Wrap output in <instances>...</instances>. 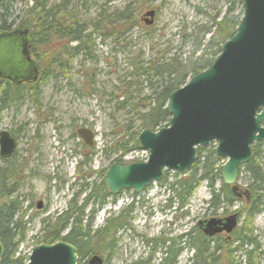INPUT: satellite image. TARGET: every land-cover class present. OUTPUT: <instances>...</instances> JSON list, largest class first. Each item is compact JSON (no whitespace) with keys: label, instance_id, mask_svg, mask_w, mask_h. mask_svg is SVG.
Returning <instances> with one entry per match:
<instances>
[{"label":"rangeland","instance_id":"rangeland-1","mask_svg":"<svg viewBox=\"0 0 264 264\" xmlns=\"http://www.w3.org/2000/svg\"><path fill=\"white\" fill-rule=\"evenodd\" d=\"M25 1L18 0L14 5L19 19L25 17ZM64 2L66 0H50V5H61ZM234 2V0H67V8L73 10L81 23L88 24L89 32L91 30L88 48L84 53L68 60V69L63 72L55 71L54 75L39 79L36 85L30 87L31 89L28 87L23 92L20 103L12 104L0 114V129L11 130L16 138L18 137L14 162L17 163L16 159L23 150H37L38 158L42 162L39 177L34 180V189L27 188L23 192L43 197L48 187L47 176L51 177L50 185L54 186L56 182L52 179L53 175L61 176V172L64 171L70 181L74 180L75 167L84 152L83 143L76 135L79 127L90 128L95 135L88 154L90 164L85 165V168L81 167L82 170L90 169L95 172L101 168L107 171L113 163L145 160L147 151L138 145L137 138L143 128L150 127H141L140 114L147 113L153 105L148 97L152 96V90L157 88L159 80L158 76L155 77L151 72L145 75L135 74V69H143L148 62L156 64L162 59L167 62L171 56H178L183 64L199 61L203 54L209 56L217 49V46L207 45L209 32L204 34V41L198 49L195 39L205 27L212 25L214 18L217 21L223 16L231 18L237 15L241 18L243 12L241 11V14L240 4ZM153 9L154 20L146 25L142 21V14ZM125 11L130 17L129 21L122 22L121 25L114 21L111 25L108 24L113 16L121 15L122 12L124 14ZM100 14L103 17L112 16L105 20L101 16L98 17ZM60 45V42L50 41L48 45L40 48L39 55H33L38 67L48 69L49 56L55 50L59 51ZM75 45L74 42L69 44ZM191 76V74L186 76V82ZM3 87L4 83H0V90ZM169 118L170 115L167 121H161L158 127L150 129L156 131L160 127L168 126ZM21 124L23 125L19 127ZM128 124H132V127L126 130ZM261 127L264 128V122L261 123ZM119 140L123 141V144L129 140L126 146H133L132 149L125 154L120 150L114 152L110 146L119 143ZM262 141L251 144L252 152L249 159L254 158L255 164L258 163L260 171L264 172L263 145H257ZM216 145L217 142L213 140L203 147H197L195 161L200 159L199 152L201 154L206 150L214 152ZM215 156L219 158L217 163L221 170L227 158L219 157L216 153ZM245 165L239 166L234 183L240 192L241 190L248 192L250 189L248 183L251 173L246 171ZM3 166L4 163L0 161V167ZM183 172L164 170L161 180L151 181L140 194H134L132 189H129L111 195L105 190L103 203L98 205L87 203L82 210L81 224L85 226V221L88 222L92 217L89 221L91 231L103 227L109 217L113 218L120 214L127 225L115 232L113 247L100 254H90L85 259L79 257L76 264L88 262L92 255L101 256L103 264H162L158 260L161 255L160 240L171 239L172 246L174 245L172 248L175 250L176 238L192 227L197 228V222L232 213L238 216L235 231L229 236L223 233L214 237L221 247L219 254L220 259L224 261L223 264L225 262L264 264V206L252 220L248 216L249 203L244 197L242 199L233 197L232 202L212 207L209 203L212 198L210 187L204 181L190 194L184 206L179 207L180 200L171 185L188 173ZM102 176L99 179L92 175L91 180L96 183L103 182ZM221 184L224 185L220 176L215 179L214 190L221 189ZM227 187L230 189L229 185ZM64 192L65 190L61 192L56 187L50 189L49 209L38 213L24 224L25 238L18 244L16 254L27 258L28 261L32 247L43 243L47 230H44L42 219L53 214L49 219V222H53L58 213L65 208ZM86 193L78 195L79 204ZM21 195L22 190L17 189L12 198L20 206L18 215L24 212L26 206ZM44 197L46 198V195ZM234 234L252 237L254 243L242 245L243 249L233 250L239 245L233 241ZM220 241L223 243L220 244ZM244 251L251 253L248 255ZM192 254L193 251L186 245V248L173 258V262L186 264Z\"/></svg>","mask_w":264,"mask_h":264},{"label":"water","instance_id":"water-1","mask_svg":"<svg viewBox=\"0 0 264 264\" xmlns=\"http://www.w3.org/2000/svg\"><path fill=\"white\" fill-rule=\"evenodd\" d=\"M242 8L236 31L221 44L210 66L168 94L169 125L156 131L144 128L138 134L137 143L147 151V160L117 162L107 168L102 178L107 192L117 195L132 189L140 194L151 181H160L164 170L181 173L189 169L197 147L215 140L214 152L227 158L220 170L223 184L231 186L235 196H249L247 191L239 193L234 183L239 166L251 156V144L264 139V0H243ZM154 13L153 9L143 14L146 25L152 23ZM29 45L26 26L0 31V77L12 85L38 78ZM78 134L92 144L91 129L81 128ZM15 146L13 137L0 131V155L10 157ZM198 226L206 237L222 231L228 234L236 228V217L209 218ZM2 254L0 242V259ZM77 260L74 245L57 241L33 246L26 264H76ZM102 263L98 255L88 260V264Z\"/></svg>","mask_w":264,"mask_h":264},{"label":"trees","instance_id":"trees-1","mask_svg":"<svg viewBox=\"0 0 264 264\" xmlns=\"http://www.w3.org/2000/svg\"><path fill=\"white\" fill-rule=\"evenodd\" d=\"M234 1L235 4H240L241 12L243 1ZM66 2L61 5H50V0H26L24 10L25 17L19 19V15L14 8V5L18 3V0H0V31L13 30L17 25L26 26L29 32L31 54H35V56L39 55V49L44 45H48L50 41L61 43L58 48L59 51L55 50L53 54L49 56L50 61L47 67L48 69L39 66L40 77L34 82V84L33 82H29L20 85H12L9 81H4V87L0 90V113L12 104L20 103L23 99V92L26 91L28 87L30 88L33 85H36L39 79L45 78V76L49 77V75H54L53 72L55 71L61 70L63 72L68 69V60L73 56L84 53L85 49L88 48L87 43L89 42L91 30L89 32L88 24L85 25V23H81V20L77 19L73 10L67 8ZM100 16L105 20H108L112 15L105 17L101 14L98 15L99 18ZM113 17L114 18L111 19L108 24L111 25L114 21V23L118 22V25H121L122 22L124 23L130 20L126 11L124 14L122 12L121 15ZM239 20L240 18L237 15L232 16L231 18L223 16L219 21L214 18L213 22H211L212 25L205 27L201 31V34L195 39L197 49L204 41V34L208 32L210 36L207 45L209 47L217 46V49L216 51L211 52L209 56L205 54L201 55L199 61L188 62V64L185 62V64H183L178 56H171L167 62L163 59L156 64L154 62H148L143 69H135V74L145 75L147 72H151L155 77L158 76L159 80L157 88H153L152 90V96L148 97L152 100L153 105L147 110V113L140 114L141 127L149 126L150 128H155L159 126V122H165L168 120L169 114L166 112L165 108L168 94L174 89L179 88L180 85H183L186 82L185 78L187 75L196 74L210 65L216 55L220 53L221 44L229 39L235 32ZM99 21H101V19H99ZM103 22L106 23L105 21ZM97 31L98 29L96 32ZM72 42L76 43V45L69 46ZM131 127L132 124H128L126 130ZM135 141L136 140H134V142ZM118 142L119 143L110 146L114 152L120 150L122 154H125L133 147L126 146V142L124 144L122 143L123 141L119 140ZM258 144L263 145L262 151L264 152V140L258 142L257 145ZM134 145H136V142ZM204 151L205 149L203 152ZM198 158L202 159V161L200 162V159H197L190 167L191 171L188 172L190 169L184 171V174L188 173L185 174L183 178L175 180L171 185V187L173 186V191L175 192L176 197L180 200L178 203L179 207L184 206L190 194H192L198 185L204 181H206L210 187L212 198L209 203L212 207H220L221 204L232 202L235 195H233L227 185L224 186L221 184V189L214 190L215 179L220 178V168L217 163L219 158H217L215 153L211 150H206L203 154L199 152ZM3 168L4 167H0V242L3 249L0 264H25L27 258L16 253L18 244L25 238L24 224L28 221L24 220L23 214L18 215L20 206L7 199L13 190V186H8L6 180L9 179V173ZM77 168H80V164H78ZM245 169L251 173L250 183H248L250 184L248 216L249 219L252 220L254 215L259 213L261 207L264 206V172L260 171L258 163L255 164L254 162V158L247 161ZM104 172L105 171L102 170L99 173V178ZM11 173L17 175L13 167ZM92 191L93 198L91 201L97 203V205L103 203V199L106 196L103 182H99L97 189L94 182ZM103 191L102 198L101 196L98 198L97 195ZM77 192V195H79L82 191L79 190ZM89 199L90 196L88 195L87 198L83 199L81 204L77 205V215L70 220L71 227L63 235H61V231L67 228V223H69V218L66 214L57 216L53 222L42 220L44 230H47L44 235L43 243H53L57 242V240L69 242L75 246L76 256L83 259L89 257L90 254H100L113 247L114 245L112 243L115 240V232L122 226L127 225V223L123 221L122 215L120 214L113 218L109 217L103 227L91 231L89 229V221L92 217L88 219V222L87 220L85 221V226L81 224L83 215L82 210ZM243 238L247 240L244 241ZM161 241L160 249L162 250V254L165 255L161 261L162 264H174L172 259L176 257L183 248H186V245L188 248H191V251H193L192 256L187 260L186 264L224 263V261L220 259L219 250H221V247L218 246V240L213 237H206L198 228L192 227L190 230L185 231V233L180 234L175 241L177 246L175 250L172 248L174 245L172 246L171 239L164 238ZM222 241H220V244L223 243ZM233 241L239 243V245L234 247L233 250H237V248L240 249L242 245H250L254 243L252 237L245 235L242 237L241 234H234ZM231 251L232 249L230 252ZM244 252L248 255L251 253V251ZM84 264H87V262ZM225 264L231 263L225 262Z\"/></svg>","mask_w":264,"mask_h":264},{"label":"flooded vegetation","instance_id":"flooded-vegetation-1","mask_svg":"<svg viewBox=\"0 0 264 264\" xmlns=\"http://www.w3.org/2000/svg\"><path fill=\"white\" fill-rule=\"evenodd\" d=\"M154 12H155V9H154ZM143 14H142V21L145 23L146 17ZM153 20H154V18H153ZM29 54H30V57L32 59H34L33 58V54L30 53V45H29ZM34 61H35V59H34ZM35 63H36V61H35ZM37 67H38V64H37ZM37 75H38V78H39L40 77L39 69H38V74ZM38 78H37V80H38ZM4 81L5 82L9 81L11 83V81L8 78L5 79V78L0 77V83H4ZM29 82L31 83L33 81H28V82L22 81V82H20L18 84L20 85V84H25V83H29ZM33 84H34V82H33ZM1 90H2V88H1ZM5 110L6 109H4L3 111H5ZM22 125L23 124H21L19 127H21ZM81 128H84V127H79L76 130V135L81 139V141L83 143L84 152H83L82 159L79 160V162H78V164H80V168H77L78 164L75 167L76 170H75V172H74L75 174L73 176L74 180L70 181V178H68V176L65 174V171H64V172H61L62 173L61 176H59L57 174L53 175L52 179L55 180L56 183H55L54 186H51L50 185L51 184V182H50V178L51 177L47 176L46 181L48 182L47 183L48 187L44 191L43 197L36 196V194L31 195V194L23 192V190L27 189V188L34 189V187H35L34 180L37 177H39V174L41 172L42 162L40 161V158H38V154H37L38 151L37 150H33V151L23 150L22 153L20 154V156L18 155V159H16L17 163H15L14 162V158H15V154L17 153L16 149H17V144H18V137L16 138V136L13 134V131H11V130L0 129V131H7L10 134V136L13 137L14 141H16V146H15V148L13 150L14 152H12L10 157H3V156L0 155V161L2 163H4V165H5V166H3L4 167L3 169L6 170L7 173H9V177H8L9 179L6 180L8 186L9 187L13 186V190L11 191V193L9 194L7 199L9 201H11L12 203L18 204L17 201L13 200L12 198H14L13 196H14V193H15V191L17 189H21L22 190V195H21L22 197L21 198L24 199V201L26 203L25 204L26 206L24 207V212L25 213L23 212V213H20V214H23L24 220H26V221L32 220L34 218V216L37 215L38 213H42V212H44V210L49 209V207L51 205L50 204V200H49L50 199L49 192H50V189L54 188V187H56V189L61 191V192L65 190V192H64L65 208L63 210H61L60 213H58V216H60L62 214L63 215L66 214V216H68V218H69V223H67L68 224L67 228H65V229H63L61 231V234H64L65 232H67L70 229V227H71L70 220H72L77 215V205H79V203L77 202V197H78V195H77L78 192L77 191L81 190L82 191L81 194L87 192L85 194V198H87L88 195L90 196V199L87 201V203H93L91 201L92 198H93V196H92L93 195V191H92V189H93V181L91 180L92 179L91 177H92V175H94V177L99 178V173L102 171V169L98 168L93 173H92V171L90 169L82 170L81 167L85 168V165L90 164L91 160L88 159V154H89L91 146L93 145V142L95 140V137H94L95 135H94V131L91 130L94 138L92 140V144H88L78 134V130L81 129ZM85 146H87L86 147L87 149L85 148ZM12 167L14 168V171L17 173V175H13L11 173ZM75 178H76V180H75ZM98 184H99L98 182L97 183L95 182L96 189L98 188ZM238 189H239V187H238ZM230 190H231V187H230ZM103 192H100L97 195L98 198H99V196H101V198H102ZM238 192L242 193L240 191H238ZM47 193H48V195H47ZM45 195H46V198L48 196V200H46V198L44 197ZM235 197H236V199L237 198L238 199H242V197H244V200L248 202L249 198H250V194H249V196H246L245 194H241V196H235ZM98 198H97V200H98ZM232 214H234L235 217H236V228H237V221H238L237 217L238 216H237L236 213H232ZM52 215L53 214H49V216H51V217L48 216L47 218L42 219V220L47 222L50 218H52ZM227 216H221L219 218H226ZM198 223L199 222H197V228L200 229L199 226H198ZM235 229H233L231 232L235 231ZM231 232H229L228 235H227V233L225 231H222V232H220V233H218V234H216V235H214L212 237L213 238L217 237L218 235H222L223 233H224L223 235L229 236V234H231ZM160 245H161V243H160ZM159 252L161 253V255L158 258V260L162 261V259L164 258L165 255L162 254V250L161 249H160ZM172 261H173V259H172ZM87 264H88V262H87Z\"/></svg>","mask_w":264,"mask_h":264},{"label":"bare ground","instance_id":"bare-ground-1","mask_svg":"<svg viewBox=\"0 0 264 264\" xmlns=\"http://www.w3.org/2000/svg\"><path fill=\"white\" fill-rule=\"evenodd\" d=\"M93 140V139H92Z\"/></svg>","mask_w":264,"mask_h":264}]
</instances>
